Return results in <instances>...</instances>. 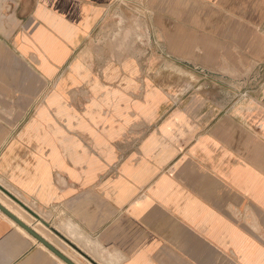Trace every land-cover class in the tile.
<instances>
[{
  "label": "crops",
  "instance_id": "1",
  "mask_svg": "<svg viewBox=\"0 0 264 264\" xmlns=\"http://www.w3.org/2000/svg\"><path fill=\"white\" fill-rule=\"evenodd\" d=\"M119 2L0 0V203L109 264H264V0ZM0 264L68 263L0 209Z\"/></svg>",
  "mask_w": 264,
  "mask_h": 264
},
{
  "label": "rangeland",
  "instance_id": "2",
  "mask_svg": "<svg viewBox=\"0 0 264 264\" xmlns=\"http://www.w3.org/2000/svg\"><path fill=\"white\" fill-rule=\"evenodd\" d=\"M140 2L142 0H120L119 6L120 11L118 12V17L114 18V21L119 22V28L121 29L122 26L130 25L134 28V30L138 31V29L142 25V21L139 17V14L142 13L140 9L138 10V6H141ZM126 14V15H125ZM127 16L122 17V16ZM132 15V16H131ZM131 16V18H130ZM123 30V29H122ZM121 32V31H119ZM110 39H113L112 41L116 42L119 38V45L121 46L126 41V36H122L121 33H119L118 37H114L113 35L108 36ZM255 72H247L246 78L242 79L239 83L233 82L232 84L234 88L233 90L237 91V88H242L244 90H254L256 89V82L255 80ZM260 78V77H259ZM246 80V81H245ZM206 85V82L205 84ZM13 209H17L19 212H21V219L28 225H30L34 230L40 234L42 237L46 240H50L49 242L55 246L58 250H60L62 253H64L67 257H69L73 262L76 264H96L95 261H97L99 264H109L107 256L104 251H100V257H93L89 254V250H87L85 247V243L80 242L81 239H85L84 237H78L77 232L84 235L78 228V226L70 220L66 215H64L60 211H55L50 214L38 212L40 215V218L35 217L33 214L28 212L26 209L22 208L21 206L15 207L14 205H11ZM14 209V210H15ZM18 217L19 213L15 211ZM24 217V218H23ZM68 226L73 227L76 229V233L69 230ZM65 227V228H64ZM86 240V239H85ZM83 245V246H82ZM85 248V249H84ZM86 250V251H85ZM88 252V253H87ZM88 255V256H87ZM234 264V263H233Z\"/></svg>",
  "mask_w": 264,
  "mask_h": 264
},
{
  "label": "water",
  "instance_id": "3",
  "mask_svg": "<svg viewBox=\"0 0 264 264\" xmlns=\"http://www.w3.org/2000/svg\"><path fill=\"white\" fill-rule=\"evenodd\" d=\"M31 214H33L35 217L40 218L38 214H36L34 211L30 210L28 207L23 205ZM0 209L6 212L10 217H12L14 220H16L22 227H24L28 232H30L32 235H34L40 242H42L44 245H46L50 250L55 252L60 258L65 260L68 264H76L73 262L69 257H67L64 253H62L60 250H58L55 246H53L48 240H46L44 237H42L40 234H38L32 227H30L28 224H26L22 219H20L18 216L13 214L9 209H7L5 206H3L0 203Z\"/></svg>",
  "mask_w": 264,
  "mask_h": 264
},
{
  "label": "bare ground",
  "instance_id": "4",
  "mask_svg": "<svg viewBox=\"0 0 264 264\" xmlns=\"http://www.w3.org/2000/svg\"><path fill=\"white\" fill-rule=\"evenodd\" d=\"M1 200V199H0ZM4 204H6V203H4ZM7 205V204H6ZM8 206V208H10L13 212H15V211H17L18 213H19V215L21 214V212H19L17 209H13V207H11V206H9V205H7ZM16 213V212H15ZM17 214V213H16ZM21 216V215H20ZM24 218V217H23Z\"/></svg>",
  "mask_w": 264,
  "mask_h": 264
}]
</instances>
